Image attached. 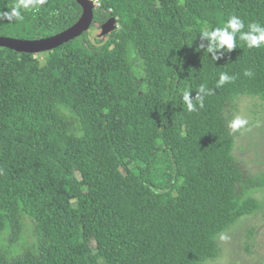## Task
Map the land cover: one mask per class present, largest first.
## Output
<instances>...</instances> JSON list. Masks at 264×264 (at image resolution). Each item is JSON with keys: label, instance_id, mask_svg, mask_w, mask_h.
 Here are the masks:
<instances>
[{"label": "trees", "instance_id": "16d2710c", "mask_svg": "<svg viewBox=\"0 0 264 264\" xmlns=\"http://www.w3.org/2000/svg\"><path fill=\"white\" fill-rule=\"evenodd\" d=\"M100 1L91 28L117 24L105 37L87 31L43 58L0 47V235L27 218L37 239L0 264L213 261L216 238L261 209L249 192L264 174L234 156L226 114L239 97L264 101V47L238 34L212 61L200 32L233 14L243 31L264 25V0ZM20 2L0 0V12ZM20 10L0 36L45 38L82 13L75 0ZM222 72L234 79L217 87ZM201 84L211 94L190 112L183 91Z\"/></svg>", "mask_w": 264, "mask_h": 264}, {"label": "rangeland", "instance_id": "374dc122", "mask_svg": "<svg viewBox=\"0 0 264 264\" xmlns=\"http://www.w3.org/2000/svg\"><path fill=\"white\" fill-rule=\"evenodd\" d=\"M93 38L100 31L89 29ZM40 58L44 54H37ZM136 80L141 81L143 73L136 65L132 68ZM231 120L239 115L248 120L245 128L234 133V156L242 161L250 175L258 177L264 174V101L256 97L242 96L233 101L228 114ZM162 179V168L154 172V180ZM249 195L261 205L254 215L239 219L230 229L216 238L219 248L218 257L205 264H264V187L254 189ZM37 239L33 225L24 218L20 229L0 235V254L9 257L25 256L35 250ZM8 257V259H10Z\"/></svg>", "mask_w": 264, "mask_h": 264}, {"label": "clouds", "instance_id": "9594fccd", "mask_svg": "<svg viewBox=\"0 0 264 264\" xmlns=\"http://www.w3.org/2000/svg\"><path fill=\"white\" fill-rule=\"evenodd\" d=\"M44 0H21L20 4L16 5L10 12H0V19H23L21 13V7L27 9L34 7L36 3H43ZM245 28L244 21L237 15H230L221 27L209 28L205 26L200 32V38L202 41H206L204 44L199 45V48L203 51H207L211 55L212 61L219 59V54L228 52L237 48V36L239 34V40L244 42L249 48H261L264 47V25L259 22H251L247 25V31H243ZM245 75H251V72L246 71ZM234 77L228 75L226 72H222L219 75L217 81V87L231 82ZM191 90L185 89L183 91L182 99L185 103L187 110L195 112L198 108L204 107V98L211 94V90L206 87L205 84H201L195 91V97H190ZM248 125V120L239 115L234 116L228 121V127L233 131L245 128Z\"/></svg>", "mask_w": 264, "mask_h": 264}, {"label": "water", "instance_id": "95a60500", "mask_svg": "<svg viewBox=\"0 0 264 264\" xmlns=\"http://www.w3.org/2000/svg\"><path fill=\"white\" fill-rule=\"evenodd\" d=\"M81 7L82 13L79 19L67 29L45 38L24 40L18 38L0 36V47L25 54H42L51 52L62 44H65L83 33L89 31L94 17V4L89 0H75ZM117 28L115 18H110L100 26V35L105 37Z\"/></svg>", "mask_w": 264, "mask_h": 264}, {"label": "built area", "instance_id": "2783aa9c", "mask_svg": "<svg viewBox=\"0 0 264 264\" xmlns=\"http://www.w3.org/2000/svg\"><path fill=\"white\" fill-rule=\"evenodd\" d=\"M94 4V7H99L101 5V1L100 0H89Z\"/></svg>", "mask_w": 264, "mask_h": 264}]
</instances>
